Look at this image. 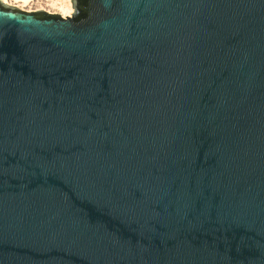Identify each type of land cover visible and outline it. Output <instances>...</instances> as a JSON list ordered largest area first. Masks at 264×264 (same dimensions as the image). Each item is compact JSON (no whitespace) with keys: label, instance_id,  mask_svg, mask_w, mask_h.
Wrapping results in <instances>:
<instances>
[{"label":"water","instance_id":"95a60500","mask_svg":"<svg viewBox=\"0 0 264 264\" xmlns=\"http://www.w3.org/2000/svg\"><path fill=\"white\" fill-rule=\"evenodd\" d=\"M0 0V264H264V0Z\"/></svg>","mask_w":264,"mask_h":264},{"label":"rangeland","instance_id":"374dc122","mask_svg":"<svg viewBox=\"0 0 264 264\" xmlns=\"http://www.w3.org/2000/svg\"><path fill=\"white\" fill-rule=\"evenodd\" d=\"M62 1V2H61ZM70 1V0H68ZM12 6H15L19 9H22V10H25V11H28V9H31V8H37V7H43L45 8L44 4H46L49 8L50 11H53L57 14H61L63 17H66V16H70L71 13L68 15V14H64L60 9H59V5L61 3H64L66 2V0H27V2H25L24 0H6L4 1ZM52 2H54V4L57 3L59 4L58 7L56 6H52ZM63 13V14H62Z\"/></svg>","mask_w":264,"mask_h":264},{"label":"bare ground","instance_id":"6f19581e","mask_svg":"<svg viewBox=\"0 0 264 264\" xmlns=\"http://www.w3.org/2000/svg\"><path fill=\"white\" fill-rule=\"evenodd\" d=\"M3 3H5V4H7V5H9V6H12V5H10V4H8V3H6V2H4V1H6V0H1ZM25 2H27V0H24ZM65 1V0H64ZM62 2V1H61ZM58 3H57V5H56V3L54 4V2H52V6H57L58 7ZM44 6H45V8H43V7H37V8H31V9H28V11H26V12H31V11H39V10H41V11H45V12H47V13H51V14H57V13H55V12H53V11H50L49 10V8H48V6L46 5V4H44ZM13 7H15V6H13ZM17 8V7H16ZM19 9V8H18ZM59 9L64 13V14H70L71 13V11H72V13H73V9H72V4H71V0L70 1H68V0H66V2H64V3H61L60 5H59ZM20 10H22V9H20ZM23 11H25V10H23ZM62 13V14H63ZM71 13V14H72ZM58 15H60L62 18H65V17H63L61 14H58ZM71 16V15H70ZM66 17H68V16H66Z\"/></svg>","mask_w":264,"mask_h":264}]
</instances>
